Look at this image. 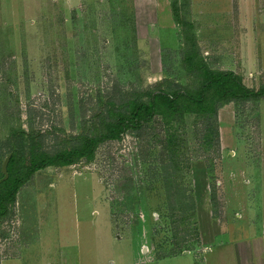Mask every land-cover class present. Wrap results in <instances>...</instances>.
<instances>
[{"label":"rangeland","instance_id":"rangeland-1","mask_svg":"<svg viewBox=\"0 0 264 264\" xmlns=\"http://www.w3.org/2000/svg\"><path fill=\"white\" fill-rule=\"evenodd\" d=\"M190 43L211 69L258 89L264 0H0V151L13 128L41 130L50 149L90 133L112 94L168 80L195 87ZM218 123L219 150H204L200 121L186 119L180 157L191 161L200 237L187 235L183 253L159 258L176 244L151 124L141 138L100 144L93 159L37 172L0 220V264H139V246L146 262L223 264L204 255L220 245L238 264L240 244L242 259L264 264V99L223 105Z\"/></svg>","mask_w":264,"mask_h":264},{"label":"trees","instance_id":"trees-1","mask_svg":"<svg viewBox=\"0 0 264 264\" xmlns=\"http://www.w3.org/2000/svg\"><path fill=\"white\" fill-rule=\"evenodd\" d=\"M173 13L179 20L176 3ZM183 51L185 69L198 80L195 87L168 80L165 84L156 83L142 92L134 90L123 97L109 95L101 102L90 133L71 135L51 149L46 147L47 134L41 130L11 129L0 151V220L10 212L21 188L37 172L50 166L67 167L81 159H93L100 144L119 140L128 132L141 138L153 124V127H159L156 143L160 146L159 169L168 212L165 218L172 221L170 229L176 244L159 258L183 253L185 248L181 246L187 235L200 237L196 199L187 177L191 161L180 157L186 143L182 137L186 136L187 117L194 116L201 123L197 133L202 149L215 147L218 151L219 109L229 102L264 99V85L258 89L249 88L239 74L211 69L201 58L196 44L190 43ZM7 155H10L8 177L3 179L2 163ZM214 195L215 191H212L213 204Z\"/></svg>","mask_w":264,"mask_h":264},{"label":"crops","instance_id":"crops-1","mask_svg":"<svg viewBox=\"0 0 264 264\" xmlns=\"http://www.w3.org/2000/svg\"><path fill=\"white\" fill-rule=\"evenodd\" d=\"M202 239V238H201ZM240 244V243H239ZM142 249H143V252L142 253H144V255H145V257H147V255L148 254H146V252H145V248H143V247H141ZM141 248H140V246H139V253H140V257H138V261H137V263H139V264H152V263H154V264H157L158 263V259L156 258V255H154V258L152 259V261H150V262H146V261H144V260H142V258H145V257H142L141 256V252H140V250H141ZM244 247H242V245L240 244L238 247H237V253H235V255H237L238 254V257H237V260H238V264H245L246 262H245V260H249V259H251V258H247V259H245V258H241V253L243 254V252H244ZM213 252H215V254L216 255H218V260H221L222 259V263L223 264H233V261H232V258L234 257V254L229 250V252H228V246L226 247V246H224V245H220L219 247H217V251L216 250H213V248H208L207 250H206V253L204 254L205 256L207 255V254H209V253H213ZM181 254V253H180ZM187 253H185V255H186ZM188 254L190 255L191 253H189L188 252ZM157 259V260H156ZM225 259H228L227 261H225ZM142 260V261H141ZM206 260V259H205ZM253 260L254 259H251V264H254L253 263ZM258 260V259H257ZM259 261L260 260H258V261H256V263H259ZM255 262V261H254ZM262 263H264V260H263V262Z\"/></svg>","mask_w":264,"mask_h":264},{"label":"water","instance_id":"water-1","mask_svg":"<svg viewBox=\"0 0 264 264\" xmlns=\"http://www.w3.org/2000/svg\"><path fill=\"white\" fill-rule=\"evenodd\" d=\"M9 158H10V155H7L2 163L3 179H6L8 177L7 165L9 162Z\"/></svg>","mask_w":264,"mask_h":264}]
</instances>
